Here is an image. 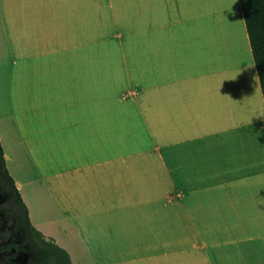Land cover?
<instances>
[{"label": "crops", "instance_id": "crops-1", "mask_svg": "<svg viewBox=\"0 0 264 264\" xmlns=\"http://www.w3.org/2000/svg\"><path fill=\"white\" fill-rule=\"evenodd\" d=\"M230 5L194 18L187 0H0V149L21 202L40 186L90 239L114 209L158 208L157 244L202 242L155 264H264V107ZM231 15L239 78L225 69Z\"/></svg>", "mask_w": 264, "mask_h": 264}, {"label": "rangeland", "instance_id": "rangeland-1", "mask_svg": "<svg viewBox=\"0 0 264 264\" xmlns=\"http://www.w3.org/2000/svg\"><path fill=\"white\" fill-rule=\"evenodd\" d=\"M187 3L191 8H194L192 9V16L194 18L197 17V14L201 11H207V9L210 8V5H214V7L216 5H221V10H224L222 6L227 9L234 8L230 5V0H187ZM230 18L231 20L228 18L229 26L227 27L230 36L228 35L226 37V43L229 44L232 59H230V61L227 59L225 69L230 70L231 68L232 74L239 78L242 75L241 72H244L241 66L243 65L245 67L246 62L243 61V58L241 61V51L237 44L238 40L235 35V26L233 27L236 18L233 15H231ZM5 51L6 49L0 47V73L4 72L2 70H6L8 67L4 64L6 62L3 60ZM240 63H242L241 66ZM211 64L212 63H209V67L212 70L213 68H217V65L214 67V64ZM247 77H249V74H247ZM247 111L248 110L245 109L243 115L247 116ZM252 116L247 118L249 124L244 130H246L249 135H256L258 134V131L255 127L256 122L253 123L255 119H252L254 118ZM227 124L228 122L226 121L225 125ZM251 141L254 142L255 138L252 137ZM225 161L226 157H222L221 164L223 163V167ZM146 169L147 174L152 173V163L150 165L147 164ZM224 177V186L227 191L229 189V182L226 181V174ZM262 177L264 179V176ZM147 180L150 182L148 176ZM30 187L32 190H35V193L33 194L34 197L29 201L26 200L25 194L21 191L22 199L24 200H22V203L29 224L40 233V236L43 239L52 242L64 250L68 256L69 264H155L154 256L158 255L160 252H166L170 247V244H157L161 236L159 234L160 225L162 227L163 237L168 236V233L164 231V228L170 229V224L167 219H165L164 215L161 220L157 217L160 210L158 208L114 209L115 214L113 223L106 225H90L98 231L97 239H90L88 237L80 238L77 235L76 229L72 225H67L58 221L57 211L49 204L46 194L42 192V188L35 184L30 185ZM162 199L168 200L169 193L163 191ZM163 207L161 208V211L165 212L168 216V208ZM117 211H123L125 213L121 224L118 222ZM134 211H140L143 215H133L132 213ZM95 242H97V244H94ZM180 242H183L184 246L181 245V243H178V245L173 243L171 247L175 248L178 246L181 248L190 246V248H195L200 246L202 241L199 239H190ZM256 248L257 245H255V249ZM194 254L195 257H197V255L200 254V251L195 249Z\"/></svg>", "mask_w": 264, "mask_h": 264}, {"label": "flooded vegetation", "instance_id": "flooded-vegetation-1", "mask_svg": "<svg viewBox=\"0 0 264 264\" xmlns=\"http://www.w3.org/2000/svg\"><path fill=\"white\" fill-rule=\"evenodd\" d=\"M0 160V264H55L46 239L28 230Z\"/></svg>", "mask_w": 264, "mask_h": 264}, {"label": "trees", "instance_id": "trees-1", "mask_svg": "<svg viewBox=\"0 0 264 264\" xmlns=\"http://www.w3.org/2000/svg\"><path fill=\"white\" fill-rule=\"evenodd\" d=\"M239 4V10L241 13L243 27L247 39L249 53L251 61L255 70L259 92L264 107V0H237ZM2 170L9 181L12 183V179L7 175L1 157ZM15 199L19 203L25 224L30 233L35 237H40V234L29 224L24 205L22 204L19 195L15 189H13ZM49 249L52 251L55 264H69L67 254L58 246L52 242L46 241Z\"/></svg>", "mask_w": 264, "mask_h": 264}]
</instances>
